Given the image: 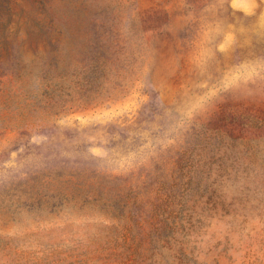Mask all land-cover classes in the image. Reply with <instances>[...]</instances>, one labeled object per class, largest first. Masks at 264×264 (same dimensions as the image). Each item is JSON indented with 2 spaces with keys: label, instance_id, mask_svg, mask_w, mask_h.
I'll return each mask as SVG.
<instances>
[{
  "label": "rangeland",
  "instance_id": "374dc122",
  "mask_svg": "<svg viewBox=\"0 0 264 264\" xmlns=\"http://www.w3.org/2000/svg\"><path fill=\"white\" fill-rule=\"evenodd\" d=\"M0 264H264V0H0Z\"/></svg>",
  "mask_w": 264,
  "mask_h": 264
}]
</instances>
